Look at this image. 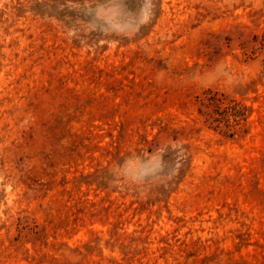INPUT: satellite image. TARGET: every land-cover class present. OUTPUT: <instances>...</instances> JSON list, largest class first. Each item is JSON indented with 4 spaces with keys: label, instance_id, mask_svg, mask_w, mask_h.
<instances>
[{
    "label": "rangeland",
    "instance_id": "obj_1",
    "mask_svg": "<svg viewBox=\"0 0 264 264\" xmlns=\"http://www.w3.org/2000/svg\"><path fill=\"white\" fill-rule=\"evenodd\" d=\"M0 264H264V0H0Z\"/></svg>",
    "mask_w": 264,
    "mask_h": 264
},
{
    "label": "clouds",
    "instance_id": "obj_2",
    "mask_svg": "<svg viewBox=\"0 0 264 264\" xmlns=\"http://www.w3.org/2000/svg\"><path fill=\"white\" fill-rule=\"evenodd\" d=\"M152 14L141 12L139 16V25L150 22ZM115 27V26H114ZM125 26H120L119 30H124ZM134 30V29H133ZM122 174L125 178L133 183L150 182L161 176L172 178L175 176L177 167L173 164L166 167L160 156L149 154L147 159H128L121 165Z\"/></svg>",
    "mask_w": 264,
    "mask_h": 264
},
{
    "label": "trees",
    "instance_id": "obj_3",
    "mask_svg": "<svg viewBox=\"0 0 264 264\" xmlns=\"http://www.w3.org/2000/svg\"><path fill=\"white\" fill-rule=\"evenodd\" d=\"M241 116V115H240ZM238 118V116H236ZM229 137H233V134L232 135H229Z\"/></svg>",
    "mask_w": 264,
    "mask_h": 264
}]
</instances>
